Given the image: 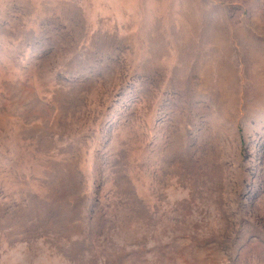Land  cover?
I'll return each instance as SVG.
<instances>
[{"label": "rangeland", "instance_id": "rangeland-1", "mask_svg": "<svg viewBox=\"0 0 264 264\" xmlns=\"http://www.w3.org/2000/svg\"><path fill=\"white\" fill-rule=\"evenodd\" d=\"M0 264H264V0H0Z\"/></svg>", "mask_w": 264, "mask_h": 264}]
</instances>
